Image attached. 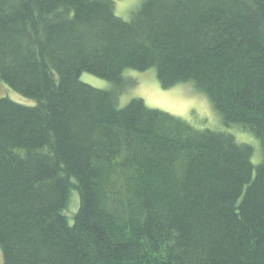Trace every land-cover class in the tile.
Instances as JSON below:
<instances>
[{
	"label": "trees",
	"instance_id": "trees-1",
	"mask_svg": "<svg viewBox=\"0 0 264 264\" xmlns=\"http://www.w3.org/2000/svg\"><path fill=\"white\" fill-rule=\"evenodd\" d=\"M0 0L3 264H264V0ZM192 81L225 126L118 96ZM89 72L111 89L81 80ZM80 206L70 223L72 190Z\"/></svg>",
	"mask_w": 264,
	"mask_h": 264
},
{
	"label": "rangeland",
	"instance_id": "rangeland-1",
	"mask_svg": "<svg viewBox=\"0 0 264 264\" xmlns=\"http://www.w3.org/2000/svg\"><path fill=\"white\" fill-rule=\"evenodd\" d=\"M142 0H116L115 12L117 15L129 19ZM124 76L135 84L127 87L118 96L119 107L126 106L133 98H142L146 105L179 116L198 129H212L226 131L233 134L239 142L251 144L254 147L253 162L259 163L262 159V146L260 140L250 131L242 129L239 125L225 126L219 112L206 93L195 87L192 81L181 82L170 88H164L157 76L156 68L145 71L126 69ZM81 80L97 88L111 89L112 84L106 79L99 78L89 72L81 75ZM0 97L10 99L26 105H34L36 101L23 96L0 78ZM80 206V197L73 189L66 214L70 223ZM0 264H3V255L0 248Z\"/></svg>",
	"mask_w": 264,
	"mask_h": 264
}]
</instances>
